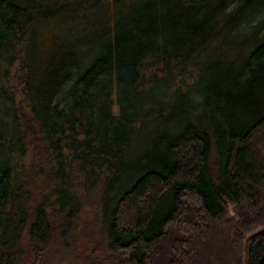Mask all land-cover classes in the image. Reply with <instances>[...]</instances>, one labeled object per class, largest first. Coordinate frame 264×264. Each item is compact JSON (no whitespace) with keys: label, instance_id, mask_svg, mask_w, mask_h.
Returning a JSON list of instances; mask_svg holds the SVG:
<instances>
[{"label":"trees","instance_id":"1","mask_svg":"<svg viewBox=\"0 0 264 264\" xmlns=\"http://www.w3.org/2000/svg\"><path fill=\"white\" fill-rule=\"evenodd\" d=\"M96 187L86 264H264V0H0V264Z\"/></svg>","mask_w":264,"mask_h":264},{"label":"rangeland","instance_id":"2","mask_svg":"<svg viewBox=\"0 0 264 264\" xmlns=\"http://www.w3.org/2000/svg\"><path fill=\"white\" fill-rule=\"evenodd\" d=\"M233 54L234 51H232L231 55ZM100 193L97 187L90 191L84 201L85 204L79 219L80 222L74 230L73 235L66 238L61 235L58 236V233H55L37 264H86V256L81 255V249L76 244L79 236L86 233L95 240H104L106 236L104 223L101 220L100 209L98 207V204L102 203ZM83 240L86 241L85 238ZM83 240L82 242H84ZM23 264L32 263L29 260H24Z\"/></svg>","mask_w":264,"mask_h":264},{"label":"water","instance_id":"3","mask_svg":"<svg viewBox=\"0 0 264 264\" xmlns=\"http://www.w3.org/2000/svg\"><path fill=\"white\" fill-rule=\"evenodd\" d=\"M262 228H264V227L257 228V229H255V231H252V232H250L248 235H246V237H247V238H246V241H245L246 252H247V240H248L249 236L255 234V232L259 231V230L262 229Z\"/></svg>","mask_w":264,"mask_h":264}]
</instances>
